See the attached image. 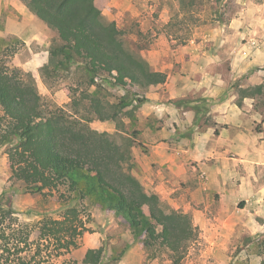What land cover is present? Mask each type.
Segmentation results:
<instances>
[{
	"label": "rangeland",
	"instance_id": "374dc122",
	"mask_svg": "<svg viewBox=\"0 0 264 264\" xmlns=\"http://www.w3.org/2000/svg\"><path fill=\"white\" fill-rule=\"evenodd\" d=\"M95 2L103 15L121 31L129 48L139 52L156 70L167 73L163 67L181 57H176L173 50L199 45L218 49L216 52L221 56L218 67L225 74L236 69V74L228 79L236 85L235 92L240 97V88L264 86V0ZM5 17L6 14L0 16V29L4 26ZM43 29L42 41L31 43V49L23 39L0 32V62L6 61L11 67L32 73L44 98L52 105L64 107L68 113L78 110L79 114L92 116L88 110L93 108L91 99L93 94L96 95L101 101V113L115 114V118L94 119L90 126L99 132H107L114 143L130 154L132 159H127L126 166L142 182L138 162L141 143L138 141L140 124L136 119L137 110L148 101L149 94H163L161 84L147 88L133 83L122 86L114 83L108 74L99 73L95 84L91 85L90 74L77 63L68 71L55 70L52 64L43 74V66L37 67L41 61L34 62L33 54L47 51L57 38L55 31ZM13 48H17L14 54L10 51ZM124 96L127 98L123 99ZM255 98L257 106L264 107V95H256ZM124 101H130V105L121 108ZM133 105L137 106L134 110ZM109 123L116 124L117 130L109 129ZM9 147L8 143L0 145V203L5 208L11 205L18 220L33 229L32 239H37L40 221L46 217L62 219L64 211L75 205L76 200L61 199L60 193L65 189L63 185L52 193L46 190V194L26 189L21 181L12 177L7 154ZM257 203L251 207L252 212L258 211L256 219L246 212L229 220L234 223H212L206 229L202 228L203 221H199L192 212H186L192 216L198 236L184 252L180 264H264V202ZM162 204L165 208H174L163 200ZM79 209V220L83 222L79 225L83 233L77 237V246L69 251L62 250L60 256H55L57 243L43 247V254L50 255L44 264H84L89 248H102L104 263L108 264H171L166 250L152 257L145 246L144 236L137 234L116 213L89 200H84ZM36 248L34 245L30 255Z\"/></svg>",
	"mask_w": 264,
	"mask_h": 264
},
{
	"label": "trees",
	"instance_id": "16d2710c",
	"mask_svg": "<svg viewBox=\"0 0 264 264\" xmlns=\"http://www.w3.org/2000/svg\"><path fill=\"white\" fill-rule=\"evenodd\" d=\"M23 1L57 35L43 74L52 64L55 70L68 71L77 63L90 74L91 85L99 73L108 74L122 86L133 83L147 88L166 82L167 73L154 69L139 52L129 48L95 0ZM10 51L14 54L17 48ZM240 94L264 95V86L240 88ZM95 96L91 99L93 108L88 110L92 116L78 110L68 113L44 98L32 73L0 62V145L10 144L7 154L12 177L26 189L42 194L60 190L63 185L61 199L76 200L62 219L43 218L37 239H32L33 229L18 220L11 205L5 208L0 203V264H44L50 255L43 254V247L57 243L55 256L76 247L77 237L83 233L79 206L84 200L116 213L144 236L152 257L166 250L171 264H180L188 246L197 239L192 216L165 208L160 196L150 193L126 166L127 159H132L130 154L107 132L90 126L94 119L115 118V114L101 113V101ZM129 105L130 101H124L121 108ZM200 107L197 110L206 109L205 101ZM34 245L36 251L30 255ZM104 259L102 248H89L83 263L108 264Z\"/></svg>",
	"mask_w": 264,
	"mask_h": 264
},
{
	"label": "crops",
	"instance_id": "0c3cea01",
	"mask_svg": "<svg viewBox=\"0 0 264 264\" xmlns=\"http://www.w3.org/2000/svg\"><path fill=\"white\" fill-rule=\"evenodd\" d=\"M3 14L0 32L23 39L29 49L42 41L43 28L51 30L23 0H0ZM217 50L199 45L173 50L181 57L163 67L168 71L163 94H149L136 118L143 184L172 207L192 212L204 229L234 223L229 220L246 212L256 219L251 207L264 202V107L235 92L228 77L236 69L220 70ZM33 56L42 67L49 48ZM202 101L206 109L197 110ZM116 127L109 123V129Z\"/></svg>",
	"mask_w": 264,
	"mask_h": 264
}]
</instances>
